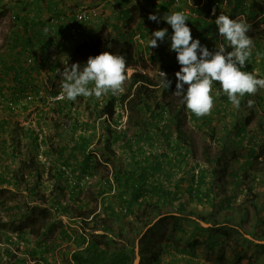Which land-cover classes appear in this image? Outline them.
Masks as SVG:
<instances>
[{
    "label": "rangeland",
    "instance_id": "374dc122",
    "mask_svg": "<svg viewBox=\"0 0 264 264\" xmlns=\"http://www.w3.org/2000/svg\"><path fill=\"white\" fill-rule=\"evenodd\" d=\"M2 1L9 2L10 5L17 3V0H0V2ZM194 1H191L192 4L189 5V8L199 13V19L202 16L210 18L214 22L220 9L221 11L225 9V0H211L213 2L212 9L217 6L215 14H212V11L208 12L205 0H201L200 4L202 5L197 9ZM6 4L2 8L6 10V16L4 15L5 17L2 16L0 19V49L6 40V34L11 32V27L15 23L12 19V16L15 15L14 10L6 9ZM84 7L81 4L74 6L70 15ZM247 11L248 9L244 5L238 13L234 14L235 19L248 24L247 34L254 45L245 70L264 77V15L262 13L256 19H248L250 16L248 17ZM70 15L62 14L66 17ZM110 15H112L111 11ZM114 20L115 17L107 22L108 27L104 23L100 32L103 30L110 32ZM48 21L49 29L46 28L44 36L39 37L40 41H38V37L33 40L37 50L40 49V43L45 41L49 43L47 45L48 52H46L49 56L48 63L46 62V65L41 69L34 61L30 65H25L24 63L28 64L26 59L21 60L20 65H17V69L22 70L23 75L34 74V78L30 79L27 85L17 87L9 85L7 82L12 70L8 72L0 62V141L2 140L5 145L2 146L0 143V161L3 162L0 163V176L5 177L9 172L17 170L22 163L21 158H25L27 155L24 153L27 148L25 146L30 142L28 137L22 140L19 150H16L18 155L15 157L11 155L10 144H15V141L11 140L12 134L16 135L19 132L22 134L23 131L24 134H27L29 129L34 130L38 145L30 154L36 160L33 167L41 173L39 188L45 193H50L57 182L54 177L56 168H63L66 173L60 182L63 190L59 199L69 208L70 212L68 214L62 211L58 212L59 205L43 204L32 199L26 189V183L0 184V264H10L11 256L6 253L7 251L15 254L16 257L26 258L25 264H74L71 248L80 246L83 239L90 238L93 233H105L98 220L93 219L91 212L105 218L106 222L111 225V232H107V234L113 235L118 241L136 243L137 252L140 238L154 224L150 234H154L157 239H160L163 234L172 237L174 233L182 234L177 231L176 227L174 228V216L182 217L181 222L184 223L186 230H194V232L198 230L199 241L193 248L195 253L192 254L188 251L186 254H179L176 250H171L163 256L161 264H233L235 262L237 264H264V236H262L264 224L257 227L252 208L249 207L248 216L244 213L243 205H250L246 199L247 192L244 183L235 182L233 175L227 174L217 177L213 181L215 183L214 194H205L210 185L203 186L201 193L190 194L191 186L198 185L197 176L200 164L203 167H210L206 161V151L211 156H215L221 145H217V141L207 135L202 128H196L193 123L185 120L186 122H181L179 127L187 134L193 133L191 136L193 152L187 154L188 149L183 143L174 151L168 150L167 140L160 134L158 135L153 127L147 130L146 126L143 128L134 126L136 122L141 124L144 121L142 112L131 111L127 102L122 100V96L129 92L132 74L136 71L152 76L160 82L162 88L167 85L159 72L163 69L164 64L176 57V53L166 45V40L164 42L158 40V46L153 48V51L159 52L160 56L151 61L147 51H143L145 43L142 40V36H147L146 39L150 40L151 35L144 32L143 29H137V22L134 27L131 26L133 21L126 25L127 29L133 28L136 34L139 33L140 37L137 38L140 40H137L140 41V45H136L134 49L139 62L138 65L127 70L123 91L115 95L117 102L114 116L111 118L107 115L100 117L99 113L105 107L109 94L102 95L100 98L94 95L81 96L77 97L75 101L63 99L54 102L49 100V96L62 91V78L58 73L63 71L66 66H71V54L76 45H69L71 40L57 45L56 40L65 30V26L60 31V17H53ZM196 23L194 21L187 24L192 31L193 38H198L201 43H205L204 45L213 49L216 43L220 42L217 26L212 25V29L207 30L209 34L203 38L198 31L196 32L195 28L199 27ZM146 24L148 23L145 22L142 26L145 27ZM13 26L16 29L24 30L23 22L20 19ZM164 26L166 25L164 24ZM84 42L86 41L80 44L82 45ZM38 60L41 63L42 59L38 58ZM56 62H59L60 66L56 71H51L50 66ZM175 73L176 71L172 72V75L166 78L171 84H176V80L173 81L176 79ZM218 91H220L219 85L213 84V93ZM260 93L264 97V89H260ZM165 101L175 105L183 103L182 98L175 93H172ZM57 103L67 105L68 107H65L63 112L70 110L71 115L56 119L54 112ZM156 112H160V110H155ZM129 114L133 116L132 121H128ZM221 114L224 115L222 111ZM221 114L213 116L212 120L213 126L219 132L218 136L229 131V129H223L224 123L220 121ZM147 116L148 119L151 118L150 112ZM181 116L184 115L181 113ZM164 118L161 126L165 133L171 134L170 142L173 144L178 137L176 125L170 124L173 119L169 117V114L165 113ZM76 123L78 124L77 133L72 131V125ZM108 125L110 128L117 129L119 133L128 132L126 137L118 136L117 138H115V133H110L108 141L115 151L106 154L103 150L108 135L104 131ZM255 133L259 134L255 140L250 138L253 136L252 134L233 147L231 146L236 158L227 164V172L243 173L249 156V148L253 145L258 150L257 155L263 156L264 159V131L256 128ZM78 134L91 136L88 138L87 147L94 156V168L86 173H82L81 167H79V162L83 159L81 153H71L69 148L64 153L65 157H68V165H64L63 160L58 159V153H55L56 149L65 144L72 146L74 137H77ZM127 140L130 141L129 144L132 148L126 146ZM157 157L160 158L162 167L158 174L150 175V181L159 180L163 184L168 182L172 189L177 187L176 197L172 201L164 202L160 209L153 213L151 218L154 219L149 224L141 225L144 226L142 233H138L139 230L133 232L129 225L131 217L127 219L113 217L107 210L108 202L118 206L116 201L120 200L119 197L124 191L116 183V168H134L139 164L147 166L152 164V160ZM169 175L172 177L171 179H169ZM207 180L212 184L211 177H208ZM251 180L247 182H251ZM257 181L258 184L253 182V185H258L256 190L261 192L260 198L261 201H264V180L259 178ZM103 189L107 190L105 196H110L107 200H104V195L102 196L100 193ZM129 196L130 194H125V198H129ZM154 200H158V197L155 196ZM180 203L185 205L183 210L179 209ZM44 207L48 209L45 216L41 210ZM159 211L162 213L157 216L156 213ZM44 217L51 224V229L48 228L46 236L44 233L47 229L42 227L45 224ZM193 221L200 222L208 230L198 228ZM40 226L41 228H39ZM209 232L216 233L223 241V245L218 246L212 241H208L206 236ZM4 234L11 236V243L5 242ZM188 234L183 236L188 237ZM139 261L138 256L135 264H139ZM144 264L148 263L144 262Z\"/></svg>",
    "mask_w": 264,
    "mask_h": 264
},
{
    "label": "trees",
    "instance_id": "16d2710c",
    "mask_svg": "<svg viewBox=\"0 0 264 264\" xmlns=\"http://www.w3.org/2000/svg\"><path fill=\"white\" fill-rule=\"evenodd\" d=\"M245 0H225V9L221 11L224 14L229 15L234 18V14L238 13L242 6H244ZM205 5L208 8V12H211L213 2L211 0H205ZM198 4V3H196ZM3 6L0 5V19L2 16L6 14V10L2 9ZM149 14L152 13L148 10ZM264 13V0H252L249 6V14L252 19L258 18L260 14ZM17 20L22 18L19 15H15ZM188 21V20H187ZM186 21V22H187ZM189 22V21H188ZM164 23L167 27H171L170 25ZM199 25L196 29V32L200 34V19L197 20ZM22 27V26H21ZM24 30L17 29V32L26 31V23H23ZM212 29V24H206V30ZM29 30V29H28ZM17 34V33H16ZM20 34V33H19ZM18 38L14 40L16 42L21 39V36L17 34ZM49 43L45 41L41 43L40 49H42V55L49 56L46 54V47H48ZM21 45V49L19 50V57L24 61L27 55L33 56V61L38 57V51L35 48V45L31 40L27 37L24 41H19V44H14V48L19 47ZM39 49V50H40ZM134 44L132 40L127 38H122L120 40L116 39L112 36L111 32H106L105 30L99 32L93 39L90 41L84 42L82 45L77 44L76 48L73 50L71 54V65L73 63H79L81 66L86 63L89 56H95L102 51H109L119 55H122L126 60V72L127 70L138 65L139 60L136 58L134 51ZM170 54V53H169ZM148 58L151 61L158 59L160 54L159 52L150 51L148 52ZM30 65V64H27ZM60 66L59 62L52 64L50 66L51 71H56ZM180 69V65L177 62L176 57L170 60L167 64L163 65V69L167 72H175ZM16 71V78L19 79L22 76V70L16 68H7V71ZM6 71V72H7ZM159 89V90H157ZM175 91V84H171L168 86L160 85V82L155 80L152 76H149L146 73L136 71L132 74V79L129 87V92L122 96V100L127 102L128 107L131 111L137 110L138 112H142L144 117V121L134 122L135 127L143 128L146 126L147 130L153 127V130L161 136L165 140H167V148L168 150H176L179 145L183 143L188 151V153L193 152L191 136L193 133L187 134L185 130L179 127L181 122L185 120L193 123L194 127L202 128L204 132L209 135L212 139L217 141V145H221L219 151L215 156H211L210 153L206 151V161L210 165V167L202 166L200 164L199 173L197 176L198 185L191 186L190 194L194 195L195 192H202V188L205 185H210L208 188V192L205 194L212 195L215 191V186L213 181L217 177H221L223 175L231 174L234 177V181L237 183H244L245 190L247 192L246 199L248 200V206L243 205V210L246 216L249 215V207L254 210V218H256L257 227L260 224H264V201H261L260 195L261 192L256 190L258 185H253V182L258 184L257 179L262 178L264 180V159L263 156L257 155V149L255 146H251L249 148V156L246 160V165L244 166L243 173H239L237 171L227 172V164L229 161L236 158L234 151L231 150V146L239 143L244 140L245 137H249L253 134L252 138L255 140L258 137V133H255L256 128L264 131V103L259 94V91L254 95H245L241 99V104L239 109L235 108L227 99V96L220 90L218 91L219 96H215L214 92V106L209 114H206L201 117L195 116L190 110L187 109L184 103L180 105H175L170 102H166L165 100L170 97L172 93ZM254 101L252 107H249L248 101ZM116 96L109 93L108 101L105 107L99 113V116L107 115L108 117H113L116 108ZM67 105H62L61 103L56 104V111L54 112V116L57 118H64L65 116H70L71 111L68 110L63 112ZM160 110V112H156L155 110ZM176 111V112H175ZM221 111L224 115L221 114ZM150 112L151 118L148 119L147 114ZM165 113L169 114V117L172 118V122L170 124L173 126L176 125L178 137L175 142L172 144L170 142L171 134L165 133L164 128L161 126L164 122ZM181 113L184 116H181ZM221 114L220 121L223 122V129H229L228 132L220 134L218 136V131L215 126L212 124L213 116ZM232 117V118H231ZM133 116L128 117V121H132ZM185 121V122H186ZM108 124V123H107ZM168 125V124H167ZM87 126V124H86ZM78 129V124L72 125V131L76 132ZM22 132V129H21ZM29 132V133H28ZM27 134H22L19 132L16 135L11 136V140L15 141V144L11 145V155L13 157L17 156L16 150H19L20 145L22 144V140L25 138H29L30 142L25 146V150L27 154L25 158H21V165L17 170H13L8 173L7 176H0V184L11 183L14 185H19L20 183H26V189L28 190V194L30 197L43 204L50 203L49 205H59L57 207V211H62L65 214H68L69 208L66 207L59 199L60 194L62 193V186H60V182L65 177V170L63 168H56L54 173V177L56 178V186L51 190L50 193H45L39 188V179L41 178V173L39 170L33 167L36 160L34 156H31V152L35 150L37 147V135H35L34 130H28ZM128 131L117 132V129L110 128L108 125L105 134L108 135L106 138V144L104 146V152L114 153V149L112 148V144L108 141L109 135L115 133V138L118 136H125ZM77 133V132H76ZM111 133V134H110ZM35 138L33 139V137ZM233 136V137H231ZM91 136H85L83 134H78V136L74 137V141L72 146H68L67 144L61 146L59 149L55 150V153H58V159L63 160L64 165L69 164L68 157H65L64 153L70 148L71 153H81L83 159L79 162V167H81V172L86 173L90 169L94 168V162L92 154L88 150V138ZM112 137V136H111ZM169 141V142H168ZM130 141L127 140V147H131L129 144ZM4 143H2V146ZM206 150H208L206 148ZM232 151V152H231ZM54 152V150H53ZM104 153V154H105ZM182 153V152H181ZM262 153V152H261ZM263 155V154H262ZM20 158V157H19ZM0 163H3L0 161ZM162 162L160 158H156L152 160V164L147 166H143L141 164L135 166L134 168H116V183L118 187H122L124 191L121 193L119 199L116 203L118 206H114L115 203L108 202L107 210L110 211L113 217H117L122 219H127L131 217V221L129 225L131 226V230L138 233H142L144 231L143 223L149 224L153 219L151 218L153 213L160 209L161 205L164 202L172 201L176 197L177 187L172 189L171 186L168 185V182L163 184L159 182V180L150 181V175L158 174L161 170ZM170 176V175H169ZM208 177L212 178V184H210ZM172 177L170 176L169 179ZM251 182H247L248 180ZM170 183V182H169ZM101 195L104 197V200L110 198V196H105L107 190L103 189L100 191ZM130 194L129 198H125V194ZM157 196L158 200H154V197ZM180 210L185 208L184 203H180ZM120 209V210H119ZM44 216L48 212L46 207L41 209ZM161 211L157 212L156 215L160 216ZM93 219L98 220V223L102 226L103 231L105 233L102 234H91L90 238H84L82 244L80 246H73L71 248L72 251V261L74 264H135L137 257L139 256L140 261L139 264H144L147 262L148 264H161L162 258L165 254L169 253L171 250H176L179 254H186L190 251L194 254L193 248L197 244L198 230H186L184 228V223L181 222L183 220L182 217L174 216L175 226L177 231L182 232V234H175V238L171 235L163 234L160 239L155 238L154 234H150L151 228L155 226V224L147 231L144 232L142 237L140 238L138 245L139 250L136 251V243L131 242H122L118 241L116 237L111 234H107V232H111V225L108 224L105 218L97 216V214H93ZM155 215V216H156ZM44 217L45 224L42 227L47 230L44 233L46 236L48 232V228H50L51 224ZM197 224L198 228L208 230L204 228L202 224L198 221H193ZM1 228V227H0ZM41 228V226L39 227ZM51 229V228H50ZM15 231L16 229H12ZM123 230V229H121ZM36 231V230H35ZM188 234V237L183 235ZM39 234V233H36ZM243 234V233H241ZM5 235V242L11 243V236ZM262 236H264V228L262 229ZM259 236V237H262ZM208 241H212L215 245H223V241L219 239V237L214 232H209L206 236ZM185 242V243H184ZM211 244V243H210ZM10 254V264H25L26 258L16 257L15 254L10 251L6 252ZM15 259V260H13ZM14 261V262H13ZM233 264H237L236 262ZM263 264V263H260Z\"/></svg>",
    "mask_w": 264,
    "mask_h": 264
},
{
    "label": "clouds",
    "instance_id": "9594fccd",
    "mask_svg": "<svg viewBox=\"0 0 264 264\" xmlns=\"http://www.w3.org/2000/svg\"><path fill=\"white\" fill-rule=\"evenodd\" d=\"M148 19L159 23L161 17L157 13H150ZM163 20L171 26V35L167 28L155 30L151 33L148 47L155 48L158 40L164 42L170 39V49L176 53L180 65L175 73L174 93L182 98L187 109L195 116L201 117L211 112L214 106L213 84L219 85L228 101L237 109L246 94L254 95L264 89V77L245 70L254 47L247 34V23L221 12L214 21L220 42L210 50L198 38H193L183 12L168 11ZM125 72L126 60L122 55L102 51L89 56L82 66L79 63L66 66L58 75L62 78L63 97L75 101L81 96L100 98L105 94L122 92ZM161 75L169 86L171 82L166 80V74L161 71ZM219 94L217 92L215 96ZM253 103L249 100V107Z\"/></svg>",
    "mask_w": 264,
    "mask_h": 264
},
{
    "label": "crops",
    "instance_id": "0c3cea01",
    "mask_svg": "<svg viewBox=\"0 0 264 264\" xmlns=\"http://www.w3.org/2000/svg\"><path fill=\"white\" fill-rule=\"evenodd\" d=\"M192 0H28V2L17 0L16 4L10 5L9 2H0V5L3 6L6 3V9H11L15 15H19L22 18V22L26 23V31H20L17 32L16 27L12 25L11 32L6 34V40L3 44V46L0 49V62L1 65L6 68H16L17 65H20L21 58L19 57V50L22 48L21 45L19 47L14 48V44H19V41H24L27 37L29 40L32 41L34 44L35 38L38 37V41H40V38L44 36V32L46 28L49 29L48 20H50L53 17H61L62 14L70 15V11L73 10L74 6L78 5H84L85 7L91 6V7H97L100 11V16L96 19H94L86 29L85 34L77 41H69V45H77L82 43L83 41H90L95 37V35L100 32L101 29H103L104 23H106V27H108L109 24L107 22H110L113 17H115L114 22L112 23L113 26L110 29V32L112 36H114L116 39L120 40L122 38H127L132 40L134 44V48L136 45H140V41H138L137 37H140L138 34L134 32V29H127L126 25L129 24V22L133 23L131 26H135L137 22V29H143L144 32L149 33L151 35L152 29L158 30L162 28H166L167 26H164V20L160 19V23H157L155 21L149 20V12L150 7H160L163 9L164 13L166 14L168 11H181L183 12L188 21L187 24L190 22H197L199 20V13L197 11H193L192 8H189V5L192 4ZM194 2L198 3L196 4V9L201 7L202 4L201 0H195ZM252 0H245L244 4L246 6V9H248L247 13L249 14V6ZM185 4V5H184ZM110 11L112 15H110ZM220 12V11H219ZM198 14V15H197ZM12 15V14H11ZM10 15V17H11ZM261 15V14H260ZM259 15V16H260ZM6 16V14H5ZM4 16V17H5ZM258 16V17H259ZM20 19V18H19ZM248 19H252L251 17ZM146 24V26H142V24ZM60 31L63 30V26H65L64 22H60ZM198 23H196L197 25ZM206 24H209V26L215 25L214 22L210 18L200 17V34L203 38H205L206 35H208V31L206 30ZM14 27V28H13ZM215 28V26H214ZM29 29V30H28ZM168 33L169 36L172 33V28L168 27ZM194 30V29H193ZM192 32V31H191ZM21 36V39L16 42H14L15 39L18 38L17 34ZM20 33V34H19ZM133 33V35H132ZM145 34V33H144ZM146 35V34H145ZM142 36V35H141ZM40 37V38H39ZM147 37V36H146ZM145 36H142V40H144V50L150 52L153 48L148 47L149 40L146 39ZM140 40V39H139ZM138 41V42H137ZM42 42V41H41ZM142 42V41H141ZM43 43V42H42ZM143 43V42H142ZM37 44V43H36ZM203 44V43H202ZM205 44V43H204ZM41 45V43H40ZM166 45L170 48V39H166ZM38 46V44H37ZM36 46V47H37ZM48 48V47H46ZM210 50L211 47H208ZM40 51L38 53V57L35 60V64L38 68H42L46 65V62L48 63L49 58L47 56L42 55V49L38 50ZM46 52H48V49H46ZM38 58L42 59L41 63L38 60ZM27 65L26 63H24ZM16 71L10 72V76L8 79V84L12 85L14 87L20 86V85H27L30 81V79L34 78V74L30 75H23V77H20L19 79L16 78ZM261 94V93H260ZM262 100L264 101V97L261 94ZM2 144V140L0 141Z\"/></svg>",
    "mask_w": 264,
    "mask_h": 264
},
{
    "label": "built area",
    "instance_id": "2783aa9c",
    "mask_svg": "<svg viewBox=\"0 0 264 264\" xmlns=\"http://www.w3.org/2000/svg\"><path fill=\"white\" fill-rule=\"evenodd\" d=\"M22 1H28V0H22ZM217 6H214L213 10L216 9ZM264 15V13H263ZM100 16V11L97 7H84L80 9L79 11L75 12L73 15H70L69 17L61 16L60 21L65 23V30L59 35V38L56 40L57 45L64 44L68 40H71L73 42H77L86 32L87 26L96 18ZM13 21H17L16 16H12ZM26 61L28 64L33 63V56L27 55ZM166 74V78L168 76H171L172 73L167 72L165 70H161ZM161 71L159 72L161 74ZM176 79H173L175 81ZM65 99L63 97L62 91L58 92L56 95L49 96L50 101H62Z\"/></svg>",
    "mask_w": 264,
    "mask_h": 264
},
{
    "label": "water",
    "instance_id": "95a60500",
    "mask_svg": "<svg viewBox=\"0 0 264 264\" xmlns=\"http://www.w3.org/2000/svg\"><path fill=\"white\" fill-rule=\"evenodd\" d=\"M150 11L152 13H157L161 17V20H163V16L165 15V13H164L162 8H160V7H150Z\"/></svg>",
    "mask_w": 264,
    "mask_h": 264
}]
</instances>
